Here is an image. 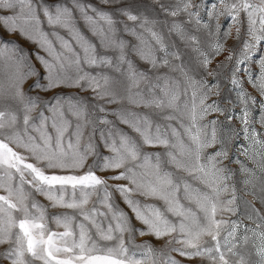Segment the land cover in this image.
I'll use <instances>...</instances> for the list:
<instances>
[{"label": "snow or ice", "instance_id": "obj_1", "mask_svg": "<svg viewBox=\"0 0 264 264\" xmlns=\"http://www.w3.org/2000/svg\"><path fill=\"white\" fill-rule=\"evenodd\" d=\"M0 28L30 46L0 35V261L264 264V0H0Z\"/></svg>", "mask_w": 264, "mask_h": 264}, {"label": "rangeland", "instance_id": "obj_2", "mask_svg": "<svg viewBox=\"0 0 264 264\" xmlns=\"http://www.w3.org/2000/svg\"><path fill=\"white\" fill-rule=\"evenodd\" d=\"M225 27L227 26V22L225 21H221ZM0 35H3L5 39H11V40H15V41H18L20 44H23L25 47H30L29 45L26 44V42L24 40H22L18 35L17 36H8L7 33L4 32V30L2 28H0ZM231 43V41L229 42ZM223 96H230V98L235 101V96L234 94H229L227 93V90H225V93L222 94V97L221 98H217V97H213V99H221V103L222 104H225L224 100H223ZM225 106H227L225 104ZM236 111L238 112L239 109L237 108ZM233 167H236L235 165H233ZM248 199H251V197H247ZM36 199L39 200L42 204L48 206V201L43 197V196H39L37 195L36 196ZM123 207V205H121ZM64 211H67L69 213H71L72 210H68V209H53L51 208L50 206H48V213L49 215H52V214H58L60 212H64ZM235 218V217H234ZM49 227L52 228L53 230H56V231H63V228H57L56 224L55 223H49ZM143 240H152V242L156 245V246H160L164 243V241H155L153 240L151 237H143V238H138L137 239V243H140L142 242ZM6 247V245L4 246ZM3 249L0 248V251H2ZM0 264H8L7 261H0ZM192 264H198L197 261H193Z\"/></svg>", "mask_w": 264, "mask_h": 264}]
</instances>
